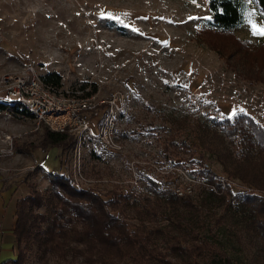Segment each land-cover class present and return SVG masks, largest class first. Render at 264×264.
<instances>
[{
    "label": "rangeland",
    "instance_id": "1",
    "mask_svg": "<svg viewBox=\"0 0 264 264\" xmlns=\"http://www.w3.org/2000/svg\"><path fill=\"white\" fill-rule=\"evenodd\" d=\"M246 3V20L230 35L206 27L208 0H0V96L16 89L31 66L42 76L60 75L66 97L94 96L97 109L83 113L97 128L109 100L120 104L118 147L87 140L82 159L74 143L63 155L44 143V128L62 122L45 123L22 106L0 108V192L13 191L15 202L3 224L9 225L15 199L28 185L47 191L49 171L107 196L117 191L140 199L156 188L199 191L193 174L203 161L235 190L264 194L228 177L201 140L203 123L233 112L231 120L245 113L264 128V37L252 28H264V16L255 0ZM237 38L250 44L248 53ZM64 93L58 97L72 105ZM258 160L253 167L264 171V158ZM219 231L229 264H253L249 248ZM27 253L26 264H37L35 253Z\"/></svg>",
    "mask_w": 264,
    "mask_h": 264
},
{
    "label": "trees",
    "instance_id": "2",
    "mask_svg": "<svg viewBox=\"0 0 264 264\" xmlns=\"http://www.w3.org/2000/svg\"><path fill=\"white\" fill-rule=\"evenodd\" d=\"M255 1L264 16V0ZM208 7L210 30L231 35L246 20V0H208ZM236 41L239 50L249 52V43ZM42 79L60 87L57 73ZM5 106L22 105L0 101V108ZM201 128L205 148L228 177L264 190V171L252 165L253 159L264 158V128L259 123L240 113L233 120L206 121ZM43 137L46 146L60 149L61 155L74 143L68 133L47 127ZM203 163L199 161L193 174L199 191L178 194L174 188H156L153 196L140 199L117 191L107 196L74 185L60 171H49L46 192L30 184L29 192L16 201L17 254L1 264H26L28 251L35 253L37 264H50L51 259L66 264H229L232 259L219 230L249 248L253 264H264V194L235 190Z\"/></svg>",
    "mask_w": 264,
    "mask_h": 264
},
{
    "label": "built area",
    "instance_id": "3",
    "mask_svg": "<svg viewBox=\"0 0 264 264\" xmlns=\"http://www.w3.org/2000/svg\"><path fill=\"white\" fill-rule=\"evenodd\" d=\"M64 92L42 79V75L35 72L33 67H29L28 74L17 79L16 89L0 96V101L6 104L19 103L35 118L43 120L45 123H61L59 127L51 130L68 133L74 138V147L79 159H82V149L85 148L87 140H95L101 145L115 149L118 147L116 140L117 108L119 101L117 98L109 100L102 122L97 128L91 121L90 115L85 111H95L98 102L94 96L84 94H73L62 97L72 102V105L64 103L58 94ZM62 117L65 118L61 121ZM97 118V117H96ZM51 119V120H50ZM99 121V119H98ZM95 125V127L93 126ZM191 192L190 186L184 190L177 189L178 194Z\"/></svg>",
    "mask_w": 264,
    "mask_h": 264
},
{
    "label": "crops",
    "instance_id": "4",
    "mask_svg": "<svg viewBox=\"0 0 264 264\" xmlns=\"http://www.w3.org/2000/svg\"><path fill=\"white\" fill-rule=\"evenodd\" d=\"M26 192L28 191L26 190ZM12 193L13 191L8 196L7 192H0V264L7 260L15 258L17 254L15 241L13 239H8V234L14 235L13 234V228L15 224L14 208L11 209V219L9 225L5 226V224H3L5 222L9 205L15 203L12 202L11 200ZM19 197L20 196L16 197L15 201ZM5 233L6 235H4Z\"/></svg>",
    "mask_w": 264,
    "mask_h": 264
},
{
    "label": "snow or ice",
    "instance_id": "5",
    "mask_svg": "<svg viewBox=\"0 0 264 264\" xmlns=\"http://www.w3.org/2000/svg\"><path fill=\"white\" fill-rule=\"evenodd\" d=\"M252 28H253L254 35L264 37V28L258 27L257 24L255 23L252 24ZM234 115H235V112L232 113V116ZM232 116H229L228 118L232 119Z\"/></svg>",
    "mask_w": 264,
    "mask_h": 264
}]
</instances>
